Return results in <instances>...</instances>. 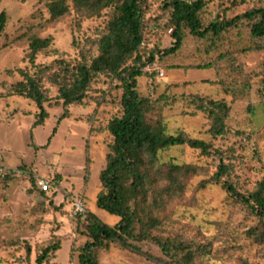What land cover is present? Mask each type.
Instances as JSON below:
<instances>
[{"label": "rangeland", "instance_id": "obj_1", "mask_svg": "<svg viewBox=\"0 0 264 264\" xmlns=\"http://www.w3.org/2000/svg\"><path fill=\"white\" fill-rule=\"evenodd\" d=\"M50 0H0V11L8 16L0 38V93L17 77L6 70L26 66L29 37L53 38L50 49L36 55V63H50L52 50L75 58L87 38L104 31L111 17L109 9L98 16L79 20L71 12L50 19ZM165 0H148V40L161 49L171 45V28L163 8ZM200 14L203 23L232 17L264 0H205ZM66 2L72 6L71 0ZM182 48L170 57L145 65L137 78V90L155 110L166 132L183 131L191 138L212 144L209 154L188 146H175L160 153L162 161L196 166L185 179L183 196L167 209L169 217L152 229L154 235L203 244L209 252L191 264H264V241L255 242L246 231L264 229V221L244 205L229 198L222 182L238 192L253 190L264 174V50L243 56L230 43L248 35L245 24L228 30L219 39L197 38L186 31ZM215 44V47L211 45ZM211 64L207 69L199 66ZM244 83L249 84L244 89ZM48 95L55 97L56 86L44 81ZM238 89L243 98L232 91ZM239 93V94H241ZM121 83L108 75L94 78L87 98L67 107L54 100L44 104L48 118L33 127L37 107L21 97L0 98V264H35V249L58 238L60 249L46 264H80L79 247L89 240L85 214L92 212L113 226L119 218L95 205L101 190L99 173L106 165L112 137L108 122L122 113ZM191 95L223 100L230 106L226 132L212 137L207 114L190 102ZM63 116V117H62ZM223 164L228 170L221 181L201 186ZM40 181H49L47 190ZM44 191V193H41ZM81 204L82 210L76 205ZM28 243L30 254L24 245ZM136 249L111 243L96 251L99 264H170L159 247L149 241L133 243Z\"/></svg>", "mask_w": 264, "mask_h": 264}, {"label": "trees", "instance_id": "obj_2", "mask_svg": "<svg viewBox=\"0 0 264 264\" xmlns=\"http://www.w3.org/2000/svg\"><path fill=\"white\" fill-rule=\"evenodd\" d=\"M50 0L47 3L50 19L58 20L73 10L79 20L98 16L102 10L109 9L111 17L103 32L96 38H87L75 58L67 59L58 50L50 63H36V55L50 49L53 38L29 37V51L23 58L25 67L7 69V76L17 77L8 86H3L0 98L21 97L37 107L33 127L44 124L48 118L44 104L54 100L67 107L81 104L87 98L93 80L98 75H108L121 83L120 105L122 113L107 124L112 142L106 158V165L99 173L101 190L96 195L95 205L119 218L110 226L92 212H86L85 228L89 238L79 247L80 264H99L96 251L118 244L136 249L133 243L149 241L159 247L170 259V264H191L198 256L206 255L209 249L203 244H195L170 237L154 235L152 229L161 223V218L169 217L167 209L175 200L183 196L185 179L198 168L188 164L162 161L160 153L175 146H188L209 154L212 144L201 139L191 138L183 131L175 134L166 132L161 119L153 120L152 102L139 94L137 78L143 75L145 65L158 59L176 54L183 46L186 31L197 38L219 39L228 30L245 24L248 35L230 43V48L246 56L264 50V7H253L232 17L205 24L200 14L205 0H165L163 8L171 28V45L161 49L148 40V19L145 9L148 0ZM8 16L0 11V38L5 32ZM215 47L214 43H211ZM211 64L199 66L210 68ZM48 81L56 86L55 97L48 95L44 86ZM244 89L249 88L244 83ZM232 91V95L243 98L242 90ZM190 102L207 114L212 137L225 134V121L230 106L223 100H214L200 95H191ZM63 117V116H62ZM213 177L203 180L201 186L221 181L228 170L220 164ZM7 170L0 176L6 179ZM231 199L244 205L259 220L264 221V174L253 190L240 193L231 184L222 182ZM44 193V191H41ZM161 217V218H160ZM248 238L255 242L264 241V229L254 226L247 230ZM26 255L31 252L30 245H24ZM58 238L49 239L35 249V264H46L60 249ZM242 264H248L244 261Z\"/></svg>", "mask_w": 264, "mask_h": 264}, {"label": "built area", "instance_id": "obj_3", "mask_svg": "<svg viewBox=\"0 0 264 264\" xmlns=\"http://www.w3.org/2000/svg\"><path fill=\"white\" fill-rule=\"evenodd\" d=\"M181 1H183V0H181ZM184 1H189V0H184ZM144 70H147V68H144ZM4 169H2V168H0V176H2L3 174H4ZM40 188L42 189V190H47L48 189V187L50 186L49 185V181H40ZM76 209L77 210H82V206H81V204H77L76 205Z\"/></svg>", "mask_w": 264, "mask_h": 264}]
</instances>
